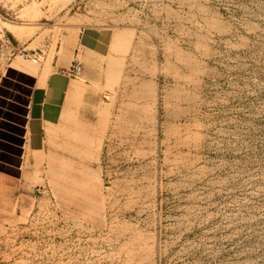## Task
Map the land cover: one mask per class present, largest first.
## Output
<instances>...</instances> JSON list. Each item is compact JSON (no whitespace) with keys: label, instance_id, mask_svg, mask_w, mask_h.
Returning a JSON list of instances; mask_svg holds the SVG:
<instances>
[{"label":"rangeland","instance_id":"obj_1","mask_svg":"<svg viewBox=\"0 0 264 264\" xmlns=\"http://www.w3.org/2000/svg\"><path fill=\"white\" fill-rule=\"evenodd\" d=\"M84 28L110 54L1 163L0 264H264V0H0V92Z\"/></svg>","mask_w":264,"mask_h":264},{"label":"crops","instance_id":"obj_2","mask_svg":"<svg viewBox=\"0 0 264 264\" xmlns=\"http://www.w3.org/2000/svg\"><path fill=\"white\" fill-rule=\"evenodd\" d=\"M111 44L112 33L84 28L75 47L55 55L50 62H42L35 70L12 65L19 78L10 86L16 89L8 96L0 92V167L2 162L21 167L26 150L45 148L48 127L62 121L70 102L79 94L80 77L89 80V59L109 55ZM76 59L82 62L84 74L82 69L78 74L69 72Z\"/></svg>","mask_w":264,"mask_h":264},{"label":"built area","instance_id":"obj_3","mask_svg":"<svg viewBox=\"0 0 264 264\" xmlns=\"http://www.w3.org/2000/svg\"><path fill=\"white\" fill-rule=\"evenodd\" d=\"M19 55L22 58L29 59L34 63H37L40 60V54H38L37 52L31 53L25 49H21ZM81 69H82V63L78 59H76L73 62L72 66L70 67L69 72H71L72 74H78L81 71Z\"/></svg>","mask_w":264,"mask_h":264}]
</instances>
